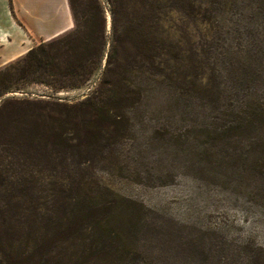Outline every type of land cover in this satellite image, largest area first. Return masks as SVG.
Returning a JSON list of instances; mask_svg holds the SVG:
<instances>
[{"label":"rangeland","instance_id":"rangeland-1","mask_svg":"<svg viewBox=\"0 0 264 264\" xmlns=\"http://www.w3.org/2000/svg\"><path fill=\"white\" fill-rule=\"evenodd\" d=\"M168 1L172 79L144 83L116 142L54 149L40 176L36 223H5L0 198V264H86L77 207L92 200L97 213L103 198L119 204L112 230L130 213L139 217L117 264H264V176L250 173V141L207 143L251 101L264 102V0ZM104 63L82 86L22 84L4 97L76 105L96 88ZM118 254L91 259L113 264Z\"/></svg>","mask_w":264,"mask_h":264},{"label":"trees","instance_id":"trees-1","mask_svg":"<svg viewBox=\"0 0 264 264\" xmlns=\"http://www.w3.org/2000/svg\"><path fill=\"white\" fill-rule=\"evenodd\" d=\"M67 3L73 20L70 29L34 45L0 68V198L7 211L5 223L39 220L40 176L44 165L54 160L56 147L64 148L70 143L76 147L102 148L116 142L127 126L122 124L125 111L147 93L144 83L157 78L168 82L175 73L169 63L165 29L168 0H67ZM103 60L100 82L87 99L76 105L4 97L22 84L43 83L55 89L82 86L102 67ZM248 109L242 111L245 116H239L236 123L219 126L218 132L214 128V137H208L207 143L214 145L224 139L234 137L240 141L247 137L250 152L255 155L250 173L264 176V102L251 101ZM102 201L103 208L97 213L92 200L82 199L77 207L74 222L86 223V229L79 228L87 247L86 264H98L91 259L93 255L114 251L120 254L112 260L127 257L130 249L125 238L139 223L137 214L130 213L112 230L110 215L114 209L118 210L119 204L111 206L110 200ZM126 259L127 264L133 263V259Z\"/></svg>","mask_w":264,"mask_h":264},{"label":"crops","instance_id":"crops-1","mask_svg":"<svg viewBox=\"0 0 264 264\" xmlns=\"http://www.w3.org/2000/svg\"><path fill=\"white\" fill-rule=\"evenodd\" d=\"M72 25L67 0H0V68Z\"/></svg>","mask_w":264,"mask_h":264}]
</instances>
